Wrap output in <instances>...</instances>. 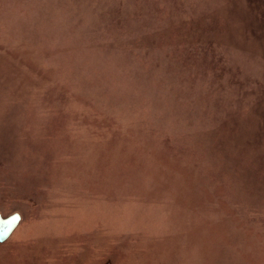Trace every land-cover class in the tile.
Returning a JSON list of instances; mask_svg holds the SVG:
<instances>
[{"label": "rangeland", "instance_id": "obj_1", "mask_svg": "<svg viewBox=\"0 0 264 264\" xmlns=\"http://www.w3.org/2000/svg\"><path fill=\"white\" fill-rule=\"evenodd\" d=\"M264 0H0V264H264Z\"/></svg>", "mask_w": 264, "mask_h": 264}, {"label": "water", "instance_id": "obj_2", "mask_svg": "<svg viewBox=\"0 0 264 264\" xmlns=\"http://www.w3.org/2000/svg\"><path fill=\"white\" fill-rule=\"evenodd\" d=\"M21 221L20 214H14L5 219L0 215V242L6 241L18 227Z\"/></svg>", "mask_w": 264, "mask_h": 264}, {"label": "flooded vegetation", "instance_id": "obj_3", "mask_svg": "<svg viewBox=\"0 0 264 264\" xmlns=\"http://www.w3.org/2000/svg\"><path fill=\"white\" fill-rule=\"evenodd\" d=\"M20 215H21V214H20ZM1 216H2V215H1ZM2 217H3V216H2ZM10 217H11V216H10ZM3 218H5V217H3ZM8 218H9V217H8ZM5 219H7V218H5ZM22 219H23V218H22V215H21V221H20L19 225L21 224V222H22ZM19 225H18V227H19ZM18 227H17V228H18ZM17 228L14 230V232L17 230ZM14 232L12 233V235H11V236H10V237H9L7 240H9V239H10V238L13 236ZM7 240H6V241H4V242H0V243H2V244H3V243H6V242H7Z\"/></svg>", "mask_w": 264, "mask_h": 264}, {"label": "trees", "instance_id": "obj_4", "mask_svg": "<svg viewBox=\"0 0 264 264\" xmlns=\"http://www.w3.org/2000/svg\"><path fill=\"white\" fill-rule=\"evenodd\" d=\"M264 5V4H263ZM262 14H263V17H264V13L262 12Z\"/></svg>", "mask_w": 264, "mask_h": 264}, {"label": "bare ground", "instance_id": "obj_5", "mask_svg": "<svg viewBox=\"0 0 264 264\" xmlns=\"http://www.w3.org/2000/svg\"><path fill=\"white\" fill-rule=\"evenodd\" d=\"M15 233V232H14Z\"/></svg>", "mask_w": 264, "mask_h": 264}]
</instances>
